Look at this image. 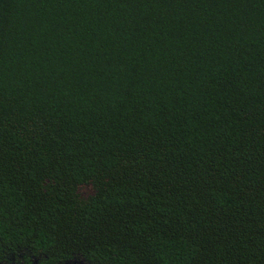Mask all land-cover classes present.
I'll list each match as a JSON object with an SVG mask.
<instances>
[{"label":"trees","instance_id":"1","mask_svg":"<svg viewBox=\"0 0 264 264\" xmlns=\"http://www.w3.org/2000/svg\"><path fill=\"white\" fill-rule=\"evenodd\" d=\"M264 264V0H0L2 264Z\"/></svg>","mask_w":264,"mask_h":264},{"label":"flooded vegetation","instance_id":"2","mask_svg":"<svg viewBox=\"0 0 264 264\" xmlns=\"http://www.w3.org/2000/svg\"><path fill=\"white\" fill-rule=\"evenodd\" d=\"M32 264H37V261L35 260Z\"/></svg>","mask_w":264,"mask_h":264},{"label":"water","instance_id":"3","mask_svg":"<svg viewBox=\"0 0 264 264\" xmlns=\"http://www.w3.org/2000/svg\"><path fill=\"white\" fill-rule=\"evenodd\" d=\"M0 264H2V263L0 262Z\"/></svg>","mask_w":264,"mask_h":264}]
</instances>
